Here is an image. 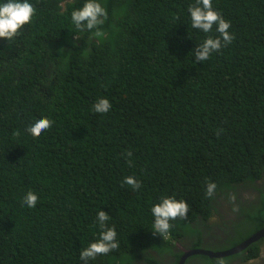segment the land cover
Listing matches in <instances>:
<instances>
[{
	"label": "trees",
	"instance_id": "16d2710c",
	"mask_svg": "<svg viewBox=\"0 0 264 264\" xmlns=\"http://www.w3.org/2000/svg\"><path fill=\"white\" fill-rule=\"evenodd\" d=\"M85 2L29 0L31 22L0 43V264H83L80 251L99 239L100 210L119 248L88 264H178L177 243L208 249L243 225L249 231L234 245L248 238L264 225V0H212L234 40L196 63L197 44L220 35L215 25L191 27L196 0H99L103 38L72 24ZM100 98L112 105L107 113L92 110ZM41 118L53 123L34 137L26 129ZM127 176L141 187L124 184ZM243 189L259 199L242 203ZM29 191L33 208L23 203ZM165 197L189 212L162 237L151 208ZM223 201L236 208L234 220L215 237L210 221Z\"/></svg>",
	"mask_w": 264,
	"mask_h": 264
},
{
	"label": "clouds",
	"instance_id": "9594fccd",
	"mask_svg": "<svg viewBox=\"0 0 264 264\" xmlns=\"http://www.w3.org/2000/svg\"><path fill=\"white\" fill-rule=\"evenodd\" d=\"M188 10L191 18V27L193 29H199L203 33H209L215 25L216 31L220 34L215 38L208 36L202 43L197 44L193 51V54L195 55V60L193 61L194 63L209 60L212 53L219 52L223 46H227L232 43L234 35L230 34L228 31L230 28V22L225 20L219 12L213 9L212 0H196V4L189 5ZM35 11L34 6L29 3V0H6V2L0 3V38L10 41L19 35L20 29L25 24L31 22ZM107 18L108 13L99 0H86L81 8L73 10L71 13V21L76 30H79L80 32L87 30L97 38H103L105 36V31L102 26L105 24ZM111 107L112 105L107 98H100L96 103H94L92 110L95 113L104 114L107 113ZM52 123L53 122L48 118H41L36 120L26 130L32 136L39 137L43 131L48 130L51 127ZM16 135H19V133H16ZM125 155L130 157L132 152L128 151ZM128 164L131 166L132 161L128 160ZM123 183L129 185L133 190H138L141 187V182L132 176L125 177ZM216 187L217 185L215 183L209 182L206 185V196H214ZM234 199V195L230 197V200ZM37 200L38 196L34 192L29 191L24 196L23 203L29 208H33L35 207ZM233 210L235 211L236 208L234 207ZM188 212L189 207L184 200L178 201L171 197L162 198L160 203L153 205L151 208V213L154 217V223L152 226L153 234H159L163 237L172 227L170 221L187 220ZM109 218L110 216L107 212L103 210L98 212V227L101 229L99 239L90 243L89 246L80 251L79 258L83 264H88L89 260H94L100 255H108L113 250L119 248L115 228L107 227L105 224ZM260 245L262 246V242ZM257 257L255 256L254 259Z\"/></svg>",
	"mask_w": 264,
	"mask_h": 264
},
{
	"label": "rangeland",
	"instance_id": "374dc122",
	"mask_svg": "<svg viewBox=\"0 0 264 264\" xmlns=\"http://www.w3.org/2000/svg\"><path fill=\"white\" fill-rule=\"evenodd\" d=\"M3 40L4 38H0V43ZM236 194H239L240 201L246 204L248 202L254 201L255 199H259L258 192L254 191L253 189L251 190L243 189L237 192ZM220 209H221L220 214L215 216L216 217L215 220L211 221V229H213V226H215V224H219L221 226L223 225V223L225 225L227 224L230 225L231 224L230 219L232 218L234 220L233 213L235 211H233V207L227 201H223L220 204ZM242 228L243 229H241L239 233L235 231L234 229V232H232L231 235H229L227 238L225 239L217 238L213 241H208L207 244L203 245L202 247L203 248L206 247L211 250H223V249L229 248L236 243V241L238 240V237H240L241 234H244L249 231L247 225H243ZM261 247H262L261 248L262 252L259 254V256L256 259L251 260L245 264H264V242Z\"/></svg>",
	"mask_w": 264,
	"mask_h": 264
},
{
	"label": "water",
	"instance_id": "95a60500",
	"mask_svg": "<svg viewBox=\"0 0 264 264\" xmlns=\"http://www.w3.org/2000/svg\"><path fill=\"white\" fill-rule=\"evenodd\" d=\"M262 237H264V225L259 230L251 234L248 238L240 242L239 244L229 249H226V250L213 251V250L202 249V248H193V249L190 248V249L184 250L183 254L181 255L178 261V264H184L185 260L188 257L193 256V255H205L209 258H220V257L230 256L232 254H235V253H238L244 250L250 244H252L253 242H256Z\"/></svg>",
	"mask_w": 264,
	"mask_h": 264
},
{
	"label": "flooded vegetation",
	"instance_id": "af4514ba",
	"mask_svg": "<svg viewBox=\"0 0 264 264\" xmlns=\"http://www.w3.org/2000/svg\"><path fill=\"white\" fill-rule=\"evenodd\" d=\"M235 201V200H234ZM210 223H211V221H210ZM220 226L221 225H219V224H217V225H215V226H213V230L215 231V237L216 236H224V233H223V230L220 228ZM233 232V231H232ZM231 232V233H232ZM260 240H264V237L263 238H261ZM257 241V242H259V244L261 243V241ZM205 241H207V239H205ZM177 246H178V248L180 249V250H182V251H184V250H187L188 248H186V247H184V246H182V245H180V244H178L177 243ZM232 246H234V245H232ZM231 246V247H232ZM260 246V249H259V252H258V255L262 252V250H261V245H259ZM257 255V256H258ZM256 256V257H257ZM229 257H233V259H232V261H233V263L232 264H241V263H239V261L240 262H242L243 264H245V263H247V262H249V261H251V260H253L255 257H253V258H248V259H244V260H241V258H242V255L240 254V252L239 253H236V254H233V255H231V256H228L227 258H229ZM167 258H168V260L170 259V255H167ZM192 257H188V259H186L185 260V263L184 264H197L195 261H190V259H191ZM229 263V262H228Z\"/></svg>",
	"mask_w": 264,
	"mask_h": 264
}]
</instances>
